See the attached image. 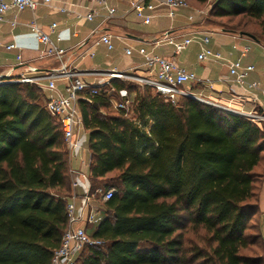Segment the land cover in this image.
<instances>
[{
  "label": "trees",
  "instance_id": "1",
  "mask_svg": "<svg viewBox=\"0 0 264 264\" xmlns=\"http://www.w3.org/2000/svg\"><path fill=\"white\" fill-rule=\"evenodd\" d=\"M240 13L258 20L256 35L264 34V0L214 2L216 16ZM12 79L0 77V264H52L67 228L69 159L42 88ZM112 83L135 94L133 115L102 113L111 103L101 92L92 102L81 100L91 192L98 188L92 182L117 174L107 184L115 189L105 201L111 216L92 232L104 244L88 247L79 264H188L191 249L179 231L184 216L215 244L191 257L264 264L259 224L250 223L259 210L255 167L264 160V126L193 97L175 105L147 85L141 92L119 79ZM255 244L262 253L240 252Z\"/></svg>",
  "mask_w": 264,
  "mask_h": 264
},
{
  "label": "crops",
  "instance_id": "2",
  "mask_svg": "<svg viewBox=\"0 0 264 264\" xmlns=\"http://www.w3.org/2000/svg\"><path fill=\"white\" fill-rule=\"evenodd\" d=\"M109 1L117 7L116 14L111 18H107L106 7L97 5H94L98 11L95 18L92 20L85 18L84 14L88 8L93 6L88 0H56L53 4L41 5L36 11H21L18 13V24L15 26L9 22L1 23L0 77L10 76L16 79L21 74L38 77L57 71L61 61L42 55L43 45L29 26L31 21H35L47 31L48 25L56 21L58 26L52 33V37L54 38L57 34L62 36L61 44L68 49L63 58L68 65L81 70L90 81L94 80L91 72L103 70L104 64L107 69L116 68L134 76L153 77V72L144 64L145 57L138 51L140 47H146L147 51L173 56L186 69L195 72L199 81L188 84V87L196 94L222 102L230 111L241 114L248 112L264 114V94L238 84L228 74V67L224 61H200L193 53H183L191 44L182 52L175 54L174 46L171 44L161 42L154 46L151 43L167 30H173L176 35L181 32L188 34L192 31L193 29L189 30L187 27L189 23L191 24L189 19V16L193 14L191 9L180 10L174 18H170L163 10L153 18L151 23L146 24L129 10L128 0ZM8 17H13L12 13H9ZM161 17L169 18L170 21L166 27L161 26L159 22ZM102 32H109L116 36L113 38L114 47L109 49L105 44H99L89 48ZM200 32L203 35H210L209 47L220 51L227 59L241 57L244 63L254 64L256 68L249 74L247 80L257 81L259 86L264 88V34L256 35L254 31L234 28L200 29ZM244 32L254 34L256 39ZM11 42H15L17 48L8 49L6 45ZM193 43H196L198 55L201 46L197 41ZM127 45L134 47L131 55L126 54ZM244 45H248L249 48L242 55ZM86 49H89V52L84 53ZM99 49L106 56L102 64L96 58ZM18 54L21 55V59L17 58ZM43 82L45 83L46 79ZM57 83L61 89H64L65 80H58ZM83 147L71 154L68 166L72 181L78 178L87 186V181L91 183L88 134ZM262 154L264 156V151ZM255 171L261 175L258 192L259 210L251 216L250 222L259 224L264 243V160L255 167ZM71 190L72 196L74 193L82 194L85 189L83 186L73 188L71 182Z\"/></svg>",
  "mask_w": 264,
  "mask_h": 264
},
{
  "label": "built area",
  "instance_id": "3",
  "mask_svg": "<svg viewBox=\"0 0 264 264\" xmlns=\"http://www.w3.org/2000/svg\"><path fill=\"white\" fill-rule=\"evenodd\" d=\"M56 0H0V24L9 22L12 26L18 24V13L24 10L36 11L41 5L53 4ZM93 6L88 8L84 17L92 20L98 11L94 5L104 6L107 9V18L113 17L117 12V7L110 4L109 0H88ZM129 10L133 11L139 19L149 24L153 18L165 10L170 18H174L182 9H191L193 14L189 16L190 22L197 19H203L205 11L194 8L188 0H128ZM12 13L13 17L9 18L8 14ZM31 30L37 35L38 40L42 43V55L49 58H56L61 61L57 71L48 73L45 76L33 77L21 74L13 81L29 82L36 84L41 88L49 91L45 101V109L53 118L57 120L61 127L65 145L74 153L83 149L87 141V131L85 129L81 100L92 102V96L99 92L105 94L110 99L111 106L116 111H123L129 116L133 109V99L126 89H117L112 83L113 80L132 78L142 85L151 87L156 93L162 95L167 101L178 104L182 97L200 98L188 84L197 83L199 78L193 71L186 69L175 58L147 51L146 47H140L139 53L145 57L144 64L153 72V77L134 76L124 70L111 68L108 70H96L91 72L94 80H88L81 70L68 65L63 58L68 49L61 42L63 40L60 34L54 38L52 33L57 30L56 21L48 25V30H44L38 23L31 21L29 24ZM115 35L109 32L99 34L92 45L105 44L109 49L114 47L113 38ZM116 37V36H115ZM197 41L201 48L198 52V60H215L224 61L228 67V74L242 87L258 91L264 94V88L259 86L257 81L249 82V74L255 70V65L244 63L241 57L236 59H227L223 54L209 47L210 35H203L199 30H192L188 34H174L173 30H167L159 38L151 41L154 46L161 42H166L174 46V53H180L190 44ZM8 49L17 48L15 42L6 45ZM84 47V46H83ZM82 47V48H83ZM249 46L244 45L242 55L248 51ZM134 47L127 45L126 54L131 55ZM89 52V49L84 50ZM92 53V52H91ZM17 58L21 59L18 54ZM44 79L46 82L44 83ZM65 80L64 89L58 86V80ZM229 110V109H228ZM245 115L253 118L256 122L264 123V114L259 112H248ZM84 185L80 179L72 181V187L83 186L85 189L82 194L74 193L69 197L66 205L67 210V228L62 237L60 246L55 250L52 264H75L76 256L90 247L104 244V240L94 237L88 232L90 226H94L99 218V206L95 202V192H101L100 188L91 192V183ZM115 192L114 188H108L103 192V200L110 199Z\"/></svg>",
  "mask_w": 264,
  "mask_h": 264
},
{
  "label": "rangeland",
  "instance_id": "4",
  "mask_svg": "<svg viewBox=\"0 0 264 264\" xmlns=\"http://www.w3.org/2000/svg\"><path fill=\"white\" fill-rule=\"evenodd\" d=\"M188 2L190 3V5H192V7H196L198 9H202L205 11L204 18L203 19H197L194 22H191V24L189 23L187 25L188 29L191 30H199L200 29H209V30H213V29H221V28H234L237 30H250V31H254L257 32L260 29L259 26V21L249 17L248 15H245L243 13L234 15V16H223V17H219L216 16L213 13V5L215 0H188ZM99 7H103V6H99ZM169 18L167 17H161L159 22L161 24V26L166 27L168 25L169 22ZM196 25V26H195ZM196 28H194V27ZM196 43H192L189 48L184 51L183 53L187 52V53H193V55H195L197 57V50H196ZM184 55V54H182ZM96 58L98 61L104 62L106 60V56L104 54V52L102 50L99 49L98 53L96 54ZM103 70H108L107 68H105V64L103 65ZM107 67V66H106ZM120 81H124L127 84L130 85H134V87L136 88L137 91H144V87H146L145 85H142L140 83H138L137 81H135L132 78H124V79H120ZM148 89L150 90V92L156 93L151 87ZM42 93L44 94L42 97V101L45 103L47 96L49 95V91H47L45 88H42ZM198 95V94H197ZM200 98L203 99H207L208 101L202 100V99H198L201 100L203 102H207V103H212L216 106H219L221 108H224L225 110H227V105L223 104L222 102H217L216 100L213 99H208L207 97H203L201 95H198ZM44 97H46L44 99ZM131 97H135V94L132 93ZM194 98V97H193ZM102 113H108V114H113L116 113V110H114L112 108V106L110 105L109 107H104L100 110ZM133 110L130 111V115H133ZM262 125L264 126V123H262ZM65 150L67 151V156L68 159L70 161L71 158V154L72 152L67 148V146L65 145ZM68 174L69 172V168H67ZM115 174H117V172H110L106 178L98 180L96 182H92V184L95 185V187H98L101 189V192H95V204L99 206V218L98 221L104 216V215H109L111 216V211L107 208V206L105 205V200H103V192L108 189L107 184L108 183V178L111 176H114ZM70 178V183L72 182V176L69 175ZM92 181V179H91ZM52 191L54 192H58L62 195L68 194V191H66L65 188H55L52 189ZM95 191V190H94ZM98 223V222H97ZM94 226H90L88 228V232L90 234H92V232L96 229V225ZM251 223V222H250ZM181 233L183 234V241H184V245L183 247L186 249H191V251L188 252V256L190 257V262L188 264H207L204 262V260L202 258H193L191 257L192 255V251H195L197 249H201L203 251H207L210 249L211 245H215L214 243H212L209 239V233H207V231L203 228V227H195L193 226V224L191 222H189L187 219L182 220V222L180 223V230ZM247 232L253 233V230L248 229ZM193 249V250H192ZM263 249H262V245L260 244H255L254 246H248L247 248H243L240 250L241 253L243 254H253V253H262ZM89 253V249H84L80 254L81 256L78 258V262H76V264H79L82 257H84L85 255H87ZM78 257V256H76Z\"/></svg>",
  "mask_w": 264,
  "mask_h": 264
},
{
  "label": "water",
  "instance_id": "5",
  "mask_svg": "<svg viewBox=\"0 0 264 264\" xmlns=\"http://www.w3.org/2000/svg\"><path fill=\"white\" fill-rule=\"evenodd\" d=\"M246 35H248V36H250V37H252V38H254V39H256V37H255V35L254 34H252V33H249V32H244ZM194 98H196V97H194ZM178 109L180 110V111H182V107L181 106H178Z\"/></svg>",
  "mask_w": 264,
  "mask_h": 264
}]
</instances>
